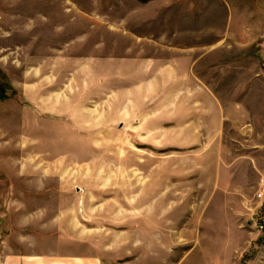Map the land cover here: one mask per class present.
Segmentation results:
<instances>
[{"label":"rangeland","instance_id":"obj_1","mask_svg":"<svg viewBox=\"0 0 264 264\" xmlns=\"http://www.w3.org/2000/svg\"><path fill=\"white\" fill-rule=\"evenodd\" d=\"M57 250L264 264V0H0V264Z\"/></svg>","mask_w":264,"mask_h":264},{"label":"crops","instance_id":"obj_2","mask_svg":"<svg viewBox=\"0 0 264 264\" xmlns=\"http://www.w3.org/2000/svg\"><path fill=\"white\" fill-rule=\"evenodd\" d=\"M71 258V257H69ZM66 254L60 250L53 252H31L28 255L13 254L9 261L3 264H102L94 262L90 257H72L69 259Z\"/></svg>","mask_w":264,"mask_h":264},{"label":"built area","instance_id":"obj_3","mask_svg":"<svg viewBox=\"0 0 264 264\" xmlns=\"http://www.w3.org/2000/svg\"><path fill=\"white\" fill-rule=\"evenodd\" d=\"M259 197H263V193H260Z\"/></svg>","mask_w":264,"mask_h":264}]
</instances>
